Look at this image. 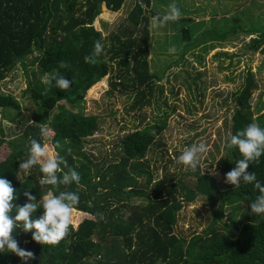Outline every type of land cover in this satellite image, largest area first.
Instances as JSON below:
<instances>
[{
    "label": "trees",
    "instance_id": "1",
    "mask_svg": "<svg viewBox=\"0 0 264 264\" xmlns=\"http://www.w3.org/2000/svg\"><path fill=\"white\" fill-rule=\"evenodd\" d=\"M125 2L0 0V82L18 63L26 68L27 54L39 52L35 59L36 70L31 69L33 77L28 79L24 91L37 106L35 120L24 128L20 141L11 142L15 145L13 150L0 160V178L9 180L15 189L10 215L14 218L16 208L29 202L24 195L28 191L37 202L49 193L58 196L60 192H75L79 203L72 211L91 216L83 218L76 228L71 224L68 234L55 245H41L33 241L32 232L14 228L12 235L18 246L33 252L35 258L24 261L5 250L0 252V264H264V216L252 213L249 207L259 195L254 184L241 183L239 187L228 184L223 189L216 177L201 170L191 173L197 177L193 188L171 177L153 179L145 155L152 146H164L156 138L166 127L165 119L122 138L118 161L97 164L83 155L84 161L76 164L71 147L83 146L85 139L100 128L99 116L85 114L81 107L86 91L107 74L112 76L111 87L125 88L121 79L127 77L128 92L134 93L129 108L136 110L149 104L156 84L157 74L151 70L148 57L152 0H137L127 17L128 26L116 32L104 36L92 25L101 14L102 5L116 13ZM255 31L260 30L252 32ZM182 33L184 40L191 36L187 28H183ZM96 41L101 42L103 50L95 57V63H86L84 58L93 54ZM60 61L69 67L59 68ZM57 72L72 84L67 90H61L53 81L45 94L42 78ZM251 87L247 81L234 93L230 135L253 122L264 128V113L253 117L254 111L247 103ZM61 101L75 110L61 106ZM0 107L20 110L22 104L0 85ZM45 126L52 132L49 140L56 156L67 161V167L61 164L62 171L57 172V176L62 178L63 173L73 169L80 175L79 184L40 185L43 173L39 165H34L28 175L21 178L19 164L29 157V138L43 146L41 127ZM0 135L2 146L5 143L3 129ZM230 157L228 172L243 158L236 147L230 148ZM247 171L254 172L264 186V154L259 162L250 163ZM200 196L206 197L213 213L210 222L216 224L241 210L240 219L235 216L233 224L204 229L188 239L180 237L174 232L176 213L182 203L193 202ZM138 197L143 199L142 203H130L132 198ZM126 207L128 213L124 217L122 212ZM228 207L232 209L226 214ZM42 214L43 209L39 208L32 218Z\"/></svg>",
    "mask_w": 264,
    "mask_h": 264
},
{
    "label": "rangeland",
    "instance_id": "2",
    "mask_svg": "<svg viewBox=\"0 0 264 264\" xmlns=\"http://www.w3.org/2000/svg\"><path fill=\"white\" fill-rule=\"evenodd\" d=\"M136 1L126 0L116 13L102 5L101 14L92 25L104 36L128 26L127 17ZM172 3L180 9V18L160 27H151L148 57L157 79L149 104L131 110L129 105L134 93L128 92L130 81L122 77L125 88L120 85L114 88L109 85L112 76L105 75L86 91L81 103L85 114L99 116L100 128L85 139L83 146H72L71 150L77 165L84 161L83 155L93 163L107 165L119 160L121 140L129 132L165 119L166 127L156 138L164 146H152L145 155L153 179L171 177L193 188L196 175L191 174L190 168L178 164L177 159L185 148L205 143L208 151L202 155L196 170L216 177L224 189L228 185L225 174L231 162L227 138L231 134L233 96L247 81L253 86L247 98L254 111L253 117L264 113V0H152L151 22L155 16L163 17ZM183 28L191 30L188 40L183 39ZM254 29L260 31L252 32ZM170 49L175 51L170 52ZM38 55V51L27 54L26 68L18 63L0 82L3 90L15 95L22 104L20 110L0 107V129L5 134V143L0 146V160L13 150L15 145L11 142L20 141L24 128L35 120L37 106L24 91L28 79L33 77L31 69L36 70ZM59 104L75 110L63 101ZM51 135L48 130L44 145L48 146L50 155L56 156L49 140ZM20 175L23 179L28 172L20 170ZM142 201L138 197L132 198L130 203ZM231 209L228 207L226 214ZM127 213L126 207L122 216ZM176 215L174 232L188 239L204 229L235 223L232 219L236 216L239 220L241 210L214 224L210 222L213 213L207 199L200 196L193 202L182 203ZM72 217L74 228L83 218H91L88 213L76 211H72Z\"/></svg>",
    "mask_w": 264,
    "mask_h": 264
},
{
    "label": "clouds",
    "instance_id": "3",
    "mask_svg": "<svg viewBox=\"0 0 264 264\" xmlns=\"http://www.w3.org/2000/svg\"><path fill=\"white\" fill-rule=\"evenodd\" d=\"M180 16V9L175 3H172L168 6V12L163 17L155 16L152 18L151 27L156 28L167 22H175ZM102 50L103 45L100 41H96L93 54L86 56L85 62L95 63V57L100 55ZM169 51L174 52L175 49ZM68 67L66 62H59V68L66 69ZM53 81L55 82L54 86L61 90H67L72 84V81L58 72L51 77L45 75L41 81L46 85L45 94L53 85ZM41 135L45 137L48 135L46 127H41ZM29 142V157L19 164V170L28 172L34 165H39L40 171L43 173L39 180L40 185L58 187L61 184L69 185L73 182L79 184L80 175L73 169L63 173L62 178L57 176V172L62 171L61 164L67 167V161L50 155L47 145L42 146L41 143L32 138H29ZM227 146L238 148L243 158L237 161L236 166L225 174V183L235 187H239L241 183L254 184L259 195L249 207L252 213L264 216V186L257 180L254 172L247 171L250 163L259 162V158L264 154V128L255 122L250 123L236 134L230 135L227 138ZM207 151L208 146L205 143L193 144L183 150L177 159V163L195 171L202 155ZM14 192L15 189L11 182L5 178H0V252L7 250L27 261L35 258L34 253L18 246V242L12 235L14 228L22 227L24 232H32L33 241L41 245H55L68 234L73 219L72 210L79 203V196L75 192H60L58 196L49 193L43 200L37 202L36 197L26 191L24 195L29 202L17 207L16 215L13 218L10 213L14 208L12 203L15 198ZM39 208L43 209V214L33 219V213Z\"/></svg>",
    "mask_w": 264,
    "mask_h": 264
}]
</instances>
